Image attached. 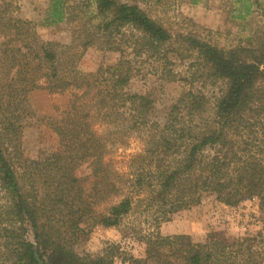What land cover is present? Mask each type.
<instances>
[{"label":"trees","instance_id":"trees-1","mask_svg":"<svg viewBox=\"0 0 264 264\" xmlns=\"http://www.w3.org/2000/svg\"><path fill=\"white\" fill-rule=\"evenodd\" d=\"M89 1L49 0L45 25L83 20L64 45L43 41L18 0H0V264H115L113 245L97 255L76 248L93 228L116 227L133 210L159 222L207 200L226 207L254 201L264 233V40L259 48L224 51L184 39L225 90L211 98L187 91L159 110L127 87L147 61L154 74L174 79V35L142 7L162 0ZM230 5V17L240 20L252 7L249 0ZM89 7V15L75 13ZM78 46L119 59L83 74ZM39 89L68 95L42 118L58 150L21 159L16 141L34 115L30 93ZM131 140L140 149L121 172L113 156ZM82 167L86 178L77 175ZM139 241L143 253L123 263L264 264L262 234L227 240L210 232L196 240L155 232Z\"/></svg>","mask_w":264,"mask_h":264},{"label":"rangeland","instance_id":"rangeland-1","mask_svg":"<svg viewBox=\"0 0 264 264\" xmlns=\"http://www.w3.org/2000/svg\"><path fill=\"white\" fill-rule=\"evenodd\" d=\"M68 5L89 0H64ZM129 1V0H120ZM237 0H201L191 4L189 0H162L158 5H142L150 16L160 21L174 35L171 43L170 66L174 79L167 81L154 74L156 67L151 62L140 65L141 72L131 79L127 90L130 93L146 95L157 109L171 105L187 91L200 92L208 97L220 95L225 90V82L213 80L199 65L201 59L197 51L186 47L184 39H196L220 50L229 51L239 47L259 48L264 40V0H249L252 4L250 14L243 20L230 17V5ZM90 2V1H89ZM22 18L32 21L40 38L45 42L68 45L72 35L83 20L65 21L57 25H45L44 17L49 0H18ZM92 7L75 11L90 13ZM77 45V44H76ZM76 67L83 74H92L100 66H111L119 59V53L100 51L95 48L76 47ZM264 82V81H263ZM264 90V83L261 85ZM30 107L33 117L26 121L16 151L21 159L36 160L40 155L58 150L55 134L44 124L43 117L52 114L55 106L66 103L68 95L49 93L39 89L30 93ZM25 123V122H24ZM140 149L137 140H131L129 147L119 149L114 160L121 172L126 171L129 157ZM81 178L89 175V169L82 167L77 172ZM161 236L188 235L203 240L210 233L222 234L227 240L245 236H257L262 232L261 217L254 201L244 202L236 207H226L207 200L190 209L171 214L165 220L151 221L141 209L133 210L122 217L116 227L97 226L91 230L87 240L80 244L78 254L97 255L110 245L118 248L119 256L115 264L123 263V257H137L144 251L139 239L150 233ZM27 238L33 242L31 232Z\"/></svg>","mask_w":264,"mask_h":264}]
</instances>
